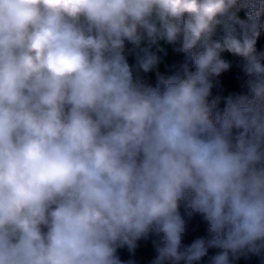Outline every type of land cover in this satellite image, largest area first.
<instances>
[{
	"label": "clouds",
	"instance_id": "clouds-1",
	"mask_svg": "<svg viewBox=\"0 0 264 264\" xmlns=\"http://www.w3.org/2000/svg\"><path fill=\"white\" fill-rule=\"evenodd\" d=\"M262 17L264 0H0V264H135L117 250L141 240L152 264H264ZM161 42L194 70L162 75ZM225 53L246 91L213 94Z\"/></svg>",
	"mask_w": 264,
	"mask_h": 264
},
{
	"label": "trees",
	"instance_id": "trees-1",
	"mask_svg": "<svg viewBox=\"0 0 264 264\" xmlns=\"http://www.w3.org/2000/svg\"><path fill=\"white\" fill-rule=\"evenodd\" d=\"M239 17L241 19H246L245 11L241 12V14H239ZM262 19H264V17H262ZM257 48L259 50H264V35L259 38ZM226 59L232 62V67L227 72L222 73L219 78H217L218 83H216L213 89L214 95L220 94L223 96H227L230 92L246 91L245 89L241 88V83L244 78L241 67L242 62L239 59L233 58L230 54ZM172 63L173 64L171 66V71L170 74L168 73V76L181 74L185 65H187L190 70H194V68L192 67L191 60L184 53H178L175 51ZM223 107L224 104L223 102H221L220 108L222 109ZM128 260L133 259L132 257H130L126 261Z\"/></svg>",
	"mask_w": 264,
	"mask_h": 264
},
{
	"label": "crops",
	"instance_id": "crops-1",
	"mask_svg": "<svg viewBox=\"0 0 264 264\" xmlns=\"http://www.w3.org/2000/svg\"><path fill=\"white\" fill-rule=\"evenodd\" d=\"M241 12H244L241 11ZM241 14V13H240ZM161 46L164 48V52L158 53V55L161 56V62L158 66V71L162 74L165 75L166 77L168 76V73L170 71V68L172 66V60L174 56V48L173 46L166 45L163 42H161ZM167 53V54H165ZM131 62V60H130ZM149 83L155 85L156 83V72L153 71L151 73H148L144 77ZM154 248L152 247L151 241H141L138 244V247L135 249V255L138 258V260L141 262V264H152V260L150 259V256L153 253ZM215 251L213 249H209V255H214ZM183 264V262H181ZM248 264H258V260L256 258H252Z\"/></svg>",
	"mask_w": 264,
	"mask_h": 264
},
{
	"label": "built area",
	"instance_id": "built-area-1",
	"mask_svg": "<svg viewBox=\"0 0 264 264\" xmlns=\"http://www.w3.org/2000/svg\"><path fill=\"white\" fill-rule=\"evenodd\" d=\"M183 211V209H181ZM206 235V225L200 220L199 216H196L193 218V220L190 222L189 225V231L185 235V238L183 240L184 244H190L195 238L198 236H205ZM143 241V240H141ZM138 241V244L141 242ZM151 241V240H150ZM153 247V246H152ZM215 252L217 251L216 249H213ZM117 254L119 255L120 259L122 261H126L128 258L132 257L133 261L135 264H141V262L138 260V258L135 255V251L130 252L127 248V246H123L117 250ZM155 250H153L152 255L150 256V259L153 261L155 258ZM252 259V258H251ZM250 259V260H251ZM250 260H244L241 259L240 261L237 262V264H248Z\"/></svg>",
	"mask_w": 264,
	"mask_h": 264
},
{
	"label": "rangeland",
	"instance_id": "rangeland-1",
	"mask_svg": "<svg viewBox=\"0 0 264 264\" xmlns=\"http://www.w3.org/2000/svg\"><path fill=\"white\" fill-rule=\"evenodd\" d=\"M240 13H241V11L238 13V15ZM228 56H229V54L225 53V58H227ZM209 257H210V255L208 254V256L204 257L200 262H198V264H209ZM258 264H259V262H258Z\"/></svg>",
	"mask_w": 264,
	"mask_h": 264
},
{
	"label": "water",
	"instance_id": "water-1",
	"mask_svg": "<svg viewBox=\"0 0 264 264\" xmlns=\"http://www.w3.org/2000/svg\"><path fill=\"white\" fill-rule=\"evenodd\" d=\"M170 71H171V68H170ZM170 71H169V74H170Z\"/></svg>",
	"mask_w": 264,
	"mask_h": 264
}]
</instances>
